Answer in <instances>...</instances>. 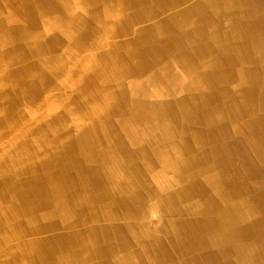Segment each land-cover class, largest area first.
<instances>
[{
	"label": "crops",
	"instance_id": "1",
	"mask_svg": "<svg viewBox=\"0 0 264 264\" xmlns=\"http://www.w3.org/2000/svg\"><path fill=\"white\" fill-rule=\"evenodd\" d=\"M5 1L0 203L34 252L0 264H264V0Z\"/></svg>",
	"mask_w": 264,
	"mask_h": 264
},
{
	"label": "bare ground",
	"instance_id": "2",
	"mask_svg": "<svg viewBox=\"0 0 264 264\" xmlns=\"http://www.w3.org/2000/svg\"><path fill=\"white\" fill-rule=\"evenodd\" d=\"M141 1V0H140ZM139 1V2H140ZM219 1V0H218ZM11 2V3H10ZM215 2H217V1H215ZM186 3V2H185ZM213 3V2H212ZM11 4V5H10ZM27 3H26V0H24L23 1V6L24 5H26ZM140 4V3H139ZM5 5L6 6H8V5H10V8H14V7H16L15 6V3L12 1V0H8V1H5ZM125 5V4H124ZM194 5V4H193ZM192 5V6H193ZM197 5V4H196ZM195 5V6H196ZM217 6V5H216ZM215 6V7H216ZM221 6H223V5H221ZM165 7V6H164ZM185 7V6H184ZM183 7V8H184ZM18 8V7H17ZM152 9H154V8H152ZM155 10V9H154ZM185 10V9H184ZM161 12V11H160ZM169 12V11H168ZM171 12V11H170ZM168 14V13H167ZM11 16V18H9ZM166 16V15H165ZM242 16V15H241ZM31 17V15L30 14H26V13H8V15H7V18H4L5 20H3L4 22H5V24L7 25V26H10L11 27V25H15L16 23L18 24H24V23H28L27 21L29 20V18ZM217 18V17H216ZM235 18V17H234ZM178 19V18H177ZM238 19H240V18H238ZM246 19V18H245ZM155 20V19H154ZM158 20V19H157ZM237 20V19H236ZM1 21V20H0ZM161 22V21H160ZM162 22H164V21H162ZM2 26V25H1ZM3 27V26H2ZM26 33L25 32H23V37H25L26 38ZM17 37V36H16ZM18 38V37H17ZM217 38V37H216ZM14 41V40H13ZM18 41V40H17ZM127 46V45H126ZM156 46H158V45H156ZM5 48V47H4ZM14 54V50H8V51H6V54L5 55H7V56H9V55H13ZM127 60V59H126ZM119 61V60H118ZM1 62V61H0ZM10 62H12V63H16L17 62V60H12V61H10ZM2 64H4L3 62H1ZM20 63V62H19ZM18 63H16V65H14V66H17V68H18V66L20 65V67H22V69H24V71L22 70V77L23 78H30V77H32L33 75L31 74L35 69H36V67H34L33 66V64H32V61L29 59V61L27 62V63H21V64H19V65H17ZM14 66H12L11 68H6V72H7V74H5L6 76H4L5 78V85L6 86H8V89H6V94L7 95H9L10 97H12V87L10 88V86H12V85H14V80H13V78H11L10 77V72H11V70H12V68L14 67ZM16 68V69H17ZM40 68V67H39ZM38 68V69H39ZM14 69H15V67H14ZM2 70V69H1ZM94 71V70H93ZM121 71V70H120ZM96 72V71H95ZM128 72V71H127ZM48 74V73H47ZM118 74H120V73H118ZM17 75V74H16ZM122 75H120V77H121ZM99 78V77H98ZM102 78V77H101ZM135 78V77H134ZM21 79V78H20ZM51 79V78H50ZM49 79V80H50ZM122 79V78H121ZM25 80V79H24ZM247 80V79H246ZM26 81V80H25ZM122 81V80H121ZM147 81H148V79H147ZM146 81V82H147ZM29 82H31V81H29ZM35 82V81H34ZM107 82V81H106ZM136 82V81H135ZM140 82V81H139ZM32 83V82H31ZM134 83V82H133ZM30 84V83H29ZM156 84H157V82H156ZM20 85H23L21 82H20ZM38 86H39V84H37ZM44 85V84H43ZM135 85V84H134ZM158 85H160V83L158 84ZM157 85V86H158ZM132 86H133V84H132ZM2 87V86H1ZM19 87V86H18ZM33 87V86H32ZM3 88V87H2ZM36 88V87H35ZM39 88V87H38ZM133 88H134V86H133ZM23 89V88H22ZM134 90V89H133ZM32 91V90H31ZM35 91V90H34ZM101 91V90H100ZM148 91V90H147ZM146 91V92H147ZM28 92V91H27ZM130 92H132V91H130ZM4 93V92H3ZM30 93V92H29ZM38 93V92H37ZM44 93V92H43ZM145 93V92H144ZM157 93V92H156ZM254 93V92H253ZM102 94V93H101ZM14 95V94H13ZM33 95V94H32ZM98 95V94H97ZM254 95V94H253ZM30 96H31V94H30ZM158 96V95H157ZM9 97V98H10ZM73 97V96H72ZM96 97V96H95ZM143 97V96H142ZM9 98L7 99V100H9ZM93 97H91V99H92ZM97 98V97H96ZM72 99V98H71ZM90 99V98H89ZM120 99V98H119ZM254 99V98H253ZM252 99V100H253ZM43 100V99H42ZM76 100V99H75ZM95 100V99H94ZM100 100V99H99ZM1 101H2V99H1ZM33 101V100H32ZM40 101H41V99H40ZM42 102V101H41ZM81 102V101H80ZM3 103V102H2ZM43 103V102H42ZM104 103V102H103ZM44 104V103H43ZM8 106V105H7ZM43 106V105H42ZM250 107H256V106H250ZM121 108V107H120ZM137 108V107H136ZM140 108V107H139ZM246 108V107H245ZM257 108V107H256ZM96 109V108H95ZM99 110H101V109H99ZM138 110V109H137ZM240 110V109H239ZM96 111V110H95ZM122 111H123V109H122ZM133 111V110H132ZM254 111V110H253ZM48 112V111H47ZM217 112V111H216ZM255 112V111H254ZM120 113V112H119ZM215 113V112H214ZM59 114V113H58ZM151 114V113H150ZM44 115V114H43ZM55 115V114H54ZM90 115V114H89ZM95 115V114H94ZM153 115V114H152ZM6 116V115H5ZM163 116V115H162ZM35 117V116H34ZM235 117V116H234ZM32 118H33V116H32ZM112 118V117H111ZM115 118V117H114ZM119 118V117H118ZM250 118V117H249ZM109 119V118H108ZM121 119V118H120ZM38 120V119H37ZM40 120V119H39ZM74 120V119H73ZM101 120V119H100ZM127 120V119H126ZM219 120H220V118H219ZM75 122V121H74ZM118 122V121H117ZM222 122V121H221ZM29 123V122H28ZM27 123V124H28ZM35 123V122H34ZM44 123V122H43ZM49 123V122H48ZM130 123V122H129ZM26 124V123H25ZM24 124V125H25ZM63 124V123H62ZM72 124V123H71ZM70 124V125H71ZM126 124V123H125ZM107 125V124H106ZM145 125V124H144ZM31 126V125H30ZM39 126V125H38ZM141 126V125H140ZM139 126V127H140ZM165 126V125H164ZM112 127V126H111ZM22 128V127H21ZM62 128V127H61ZM64 128V127H63ZM240 128V127H239ZM38 129V128H37ZM169 129V128H168ZM215 129V128H214ZM243 129V128H242ZM10 129L9 128H7V131H9ZM140 130V129H139ZM236 130H237V128H236ZM22 131V130H21ZM130 131V130H129ZM165 131V130H164ZM32 132V131H31ZM42 132V131H41ZM76 132V131H75ZM135 132H137V131H135ZM134 132V133H135ZM145 132H146V130H145ZM234 132V131H233ZM238 132V131H237ZM20 133V132H19ZM211 133V132H210ZM235 133V132H234ZM240 133H242V132H240ZM29 134V133H28ZM81 134V133H80ZM154 134V133H153ZM43 135V134H42ZM78 135V134H77ZM138 135H139V133H138ZM162 135H164V134H162ZM218 135V134H217ZM222 135V134H221ZM242 135V134H241ZM25 136V135H24ZM136 136V135H135ZM46 137V136H45ZM83 137V136H82ZM34 138V137H33ZM141 138V137H140ZM243 138V137H242ZM47 139V138H46ZM92 139V138H91ZM104 139V138H103ZM86 140V139H85ZM139 140V139H138ZM137 140V141H138ZM30 141V140H29ZM42 141V140H41ZM90 141V140H89ZM242 141V140H241ZM51 142V141H50ZM57 142V141H56ZM125 142V141H124ZM141 142V141H140ZM148 142V141H147ZM31 143V142H30ZM44 143V142H43ZM79 143V142H78ZM89 143V142H88ZM240 143V142H239ZM256 143V142H255ZM33 144V143H32ZM41 144V143H40ZM87 144V143H86ZM113 144V143H112ZM207 144V143H206ZM50 145V144H49ZM57 145H58V143H57ZM114 145V144H113ZM16 146V145H15ZM39 146V145H38ZM47 146V145H46ZM53 146V145H52ZM79 146V145H78ZM158 146V145H157ZM41 147V146H40ZM64 147V146H63ZM116 147V146H115ZM127 147V146H126ZM203 147H205V146H203ZM241 147V146H240ZM60 148V147H59ZM89 148V147H88ZM211 148V147H210ZM217 148V147H216ZM224 148V147H223ZM12 149V148H11ZM33 149V148H32ZM61 149V148H60ZM116 149H118V148H116ZM115 149V150H116ZM123 149V148H122ZM58 150V149H57ZM79 150H81V148L79 149ZM84 150V149H83ZM103 150V149H102ZM121 150V149H120ZM132 150H134V149H132ZM163 150V149H162ZM35 151V150H34ZM96 151V150H95ZM159 151V150H158ZM164 151V150H163ZM211 151V150H210ZM214 151V150H213ZM5 152V151H4ZM8 152V151H7ZM54 152V151H53ZM52 152V153H53ZM57 152V151H56ZM62 152V151H61ZM120 152V151H119ZM137 152V151H136ZM155 152V151H154ZM215 152V151H214ZM6 153V152H5ZM55 153V152H54ZM97 153V152H96ZM129 153H130V151H129ZM135 153V152H134ZM245 153V152H244ZM16 154V153H15ZM38 154V153H37ZM99 154H100V151H99ZM248 154V153H247ZM36 155V154H35ZM118 155V154H117ZM122 155V157H123V154H121ZM124 155H125V153H124ZM130 155V154H129ZM29 156V155H28ZM53 156V155H52ZM101 156V155H100ZM24 157V156H23ZM41 157V156H40ZM128 157V156H127ZM254 157V156H253ZM43 158V157H42ZM58 158V157H57ZM74 158V157H73ZM130 158H132V157H130ZM129 158V159H130ZM226 158V157H225ZM243 158V157H242ZM48 159V158H47ZM118 159H120V158H118ZM246 159V158H245ZM252 159V158H251ZM254 159V158H253ZM103 160V159H102ZM126 160V159H125ZM227 160V159H226ZM5 161V160H4ZM45 161V160H44ZM106 161V160H105ZM114 161V160H113ZM124 161V160H123ZM109 162V161H108ZM4 162L2 161L0 164H3ZM10 163V162H9ZM15 163V162H14ZM23 163V162H22ZM27 163H28V161H27ZM32 163H33V160H32ZM125 163V162H124ZM31 164V163H30ZM66 164V163H65ZM100 164V163H99ZM109 164V163H108ZM252 164V163H251ZM259 164H262V163H259ZM33 165V164H32ZM35 165V164H34ZM63 165V164H62ZM106 165V164H105ZM11 166V165H10ZM20 166V165H19ZM29 166V165H28ZM49 166V165H48ZM128 166V165H127ZM68 167V166H67ZM16 168V167H15ZM27 168V167H26ZM255 168V167H254ZM260 168V167H259ZM12 169H13V167H12ZM20 169V168H19ZM29 169V168H28ZM27 169V170H28ZM36 169V168H35ZM34 169V170H35ZM4 170V169H3ZM52 170V169H51ZM93 170V169H92ZM10 171V170H9ZM16 171H18V170H16ZM38 171V170H37ZM55 171V170H54ZM261 171V170H260ZM11 172V171H10ZM31 172V171H30ZM39 172V171H38ZM89 172V171H88ZM92 172V171H91ZM32 173V172H31ZM34 173V172H33ZM84 173V172H83ZM223 173V172H222ZM224 174V173H223ZM228 174V173H227ZM18 175V174H17ZM101 175V174H100ZM235 175V174H234ZM24 176H26L25 174H24ZM60 176V175H59ZM129 176V175H128ZM197 176V175H196ZM228 176V175H227ZM223 177V176H222ZM236 177V176H235ZM241 177V176H240ZM224 178V177H223ZM247 178V177H246ZM229 179V178H228ZM242 179V178H241ZM88 180V179H87ZM125 180V179H124ZM8 181H10V182H16V181H21V179L18 177V176H16V177H13L12 178V176H8V178L7 179H5V178H3L2 177V174H0V183L2 182V186L3 185H8ZM62 181V180H61ZM78 181V180H77ZM215 181V180H214ZM236 181V180H235ZM240 182V181H239ZM103 183V182H102ZM222 183V182H221ZM61 184V183H60ZM86 184V183H85ZM18 185V184H17ZM52 185V184H51ZM64 185V184H63ZM235 185V184H234ZM39 186V185H38ZM227 186V185H226ZM225 186V187H226ZM21 187V186H20ZM145 187V186H144ZM3 188V191L2 192H0V196H3V197H6V192H7V190L8 189H5L4 187H2ZM66 188V187H65ZM61 189V188H60ZM109 189H111V188H109ZM198 189V188H197ZM48 190V189H47ZM52 190V189H51ZM119 190V189H118ZM123 190V189H122ZM148 190V189H147ZM256 190V189H255ZM66 191V190H65ZM64 191V192H65ZM116 191V190H115ZM171 191V190H170ZM211 191V190H210ZM209 191V192H210ZM49 192V191H48ZM63 192V191H62ZM209 192H207L208 194H209ZM172 193V192H171ZM170 193V194H171ZM158 194H159V192H158ZM157 194V195H158ZM164 194V193H163ZM239 194V193H238ZM14 195V194H13ZM112 195V194H111ZM146 195V194H145ZM242 195V194H241ZM260 195V194H259ZM60 196V195H59ZM69 196H70V194H69ZM195 196V195H194ZM212 196V195H211ZM232 196V195H231ZM236 196V195H235ZM235 196H233V197H235ZM238 196V195H237ZM247 196V195H246ZM55 197V196H54ZM82 197V196H81ZM191 197V196H190ZM198 197V196H197ZM205 197V196H204ZM262 197V196H261ZM66 198V197H65ZM239 198V197H238ZM242 198V197H241ZM63 199V198H62ZM136 199V198H135ZM259 199V198H258ZM2 200V199H1ZM0 200V201H1ZM3 200L5 201V202H3V203H7L8 202V200H6V199H4L3 198ZM55 200V199H54ZM77 200V199H76ZM123 200V199H122ZM233 200V199H232ZM239 200V199H238ZM246 200V199H245ZM131 201H132V199H131ZM174 201V200H173ZM244 201V200H243ZM248 202H249V199L247 200ZM55 202H56V200H55ZM123 202V201H122ZM224 202V201H223ZM247 202V203H248ZM1 204L0 203V210L2 211L1 213H0V248H8L9 246H10V244H11V240H14V243H12V244H17V245H15L16 247H19V248H23V250H21V252H20V255L22 256V259H27V257H32V254H33V252H34V247L32 248V247H28L27 249H26V246H27V244L28 243H24L23 245L22 244H20V239L19 238H22V233H23V235H25V233L24 232H21V230L19 229L20 227H19V225H18V227H17V224H19L18 223V221H16V220H12V219H9V218H7L6 217V215H4L3 213L4 212H8V213H11V212H13L15 209H16V207H15V205H13L11 202H9V204ZM214 203V202H213ZM220 203V202H219ZM244 203V202H243ZM82 204V203H81ZM121 205H123V204H121ZM242 205V204H241ZM81 206V205H80ZM215 206L217 207V205L215 204ZM247 206V205H246ZM181 207V206H180ZM52 208H54V207H52ZM87 208V207H86ZM109 208V207H108ZM118 208V207H117ZM244 208V207H243ZM20 209V208H19ZM45 209V208H44ZM55 209V208H54ZM100 209V208H99ZM121 209V208H120ZM241 209V208H240ZM49 210V209H48ZM67 210V209H66ZM120 211V210H119ZM172 211V210H171ZM264 211V210H263ZM15 212V211H14ZM14 212H13V214H14ZM106 212V211H105ZM123 212V211H122ZM128 212V211H127ZM134 212V211H133ZM190 212V211H189ZM56 213V212H55ZM126 213V212H125ZM136 213V212H135ZM171 213V212H170ZM173 214H174V212H172ZM171 213V214H172ZM202 213V212H201ZM246 213V212H245ZM22 214V213H21ZM50 214V213H49ZM69 214V213H68ZM137 214V213H136ZM171 214H169V215H171ZM190 214V213H189ZM211 214V213H210ZM244 214V213H243ZM255 214V213H254ZM262 214V213H261ZM10 215V214H9ZM25 215V214H24ZM46 215V214H45ZM57 215H58V213H57ZM200 215V214H199ZM240 215V214H239ZM248 215V214H247ZM246 215V216H247ZM33 216V215H32ZM41 216V215H40ZM69 216V215H68ZM218 216V215H217ZM13 217V216H12ZM27 218V217H26ZM30 218V217H29ZM68 218V217H67ZM122 218H123V216H122ZM146 218V217H145ZM171 218V217H170ZM256 218V217H255ZM16 219V218H15ZM35 219V218H34ZM43 219V218H42ZM168 219V218H167ZM210 219V218H209ZM148 220H150V219H148ZM236 220V219H235ZM29 221H31V220H29ZM56 221V220H55ZM161 221V220H160ZM260 221V220H259ZM23 222V221H22ZM58 222V221H57ZM169 222V221H168ZM204 222V221H203ZM211 221H209V223H210ZM234 222V221H233ZM42 223V222H41ZM126 223V222H125ZM158 223V222H157ZM52 224V223H51ZM186 224V223H185ZM187 224H188V222H187ZM253 224H254V222H253ZM56 225V224H55ZM112 225V224H111ZM155 226V225H154ZM35 227V226H34ZM33 227V228H34ZM126 227V226H125ZM5 228L7 229L6 230V232L8 233V234H10V235H4L3 233H5L4 232V230H5ZM138 228V227H137ZM159 228V227H158ZM188 228V227H187ZM254 228V227H253ZM31 229V228H30ZM47 229V228H46ZM58 229V228H57ZM195 229V228H194ZM264 229V228H263ZM24 230V229H23ZM35 230V229H34ZM45 230V229H44ZM184 230V229H183ZM227 230V229H226ZM256 230V229H255ZM26 231V230H25ZM29 231V230H28ZM36 231V230H35ZM59 231V230H58ZM140 231H141V229H140ZM139 231V232H140ZM144 231H146V230H144ZM236 231V230H235ZM55 232V231H54ZM107 232V231H106ZM111 232V231H110ZM142 232V231H141ZM194 232V231H193ZM215 232V231H214ZM255 232V231H254ZM88 233V232H87ZM90 233V232H89ZM92 233V232H91ZM94 233V232H93ZM128 233V232H127ZM157 233V232H156ZM160 233V232H159ZM163 233V232H162ZM183 233V232H182ZM196 233V232H195ZM199 233H200V231H199ZM205 233V232H204ZM187 234V233H186ZM185 234V235H186ZM256 234V233H255ZM29 235V234H28ZM111 235V234H110ZM123 235V234H122ZM167 235V234H166ZM223 235V234H222ZM40 236V235H39ZM58 236V235H57ZM139 236V235H138ZM193 236V235H192ZM226 236V235H225ZM24 237V236H23ZM107 237V236H106ZM110 237V236H109ZM189 237H191V236H189ZM206 237V236H205ZM214 237V236H213ZM32 238V237H31ZM102 238V237H101ZM232 238V237H231ZM19 239V242H17V240ZM34 239V238H33ZM39 239V238H38ZM57 239V238H56ZM108 239V238H107ZM132 239V238H131ZM225 239V238H224ZM45 240V239H44ZM74 240H75V238H74ZM95 240V239H94ZM201 240V239H200ZM208 240V239H207ZM29 241H31V239L30 240H28V241H26V242H29ZM54 241V240H53ZM108 241V240H107ZM209 241V240H208ZM221 241V240H220ZM22 242V241H21ZM37 242V241H36ZM105 242V241H104ZM149 242V241H148ZM176 242V241H175ZM224 242V241H223ZM261 242V241H260ZM89 243V242H88ZM190 243V242H189ZM217 243V242H216ZM263 243V242H262ZM57 244V243H56ZM55 244V245H56ZM168 244V243H167ZM95 245H96V243H95ZM157 245V244H156ZM242 245V244H241ZM59 246V245H58ZM191 246V245H190ZM37 247H39V246H37ZM46 248V247H45ZM50 248V247H49ZM96 248V247H95ZM98 248V247H97ZM165 248V247H164ZM225 248V247H224ZM59 249V248H58ZM61 249V248H60ZM92 249V248H91ZM157 249H158V247H157ZM20 250V249H19ZM49 250V249H48ZM126 250V249H125ZM161 250V249H160ZM159 250V251H160ZM23 251V252H22ZM50 251V250H49ZM66 251V250H65ZM101 251V250H100ZM165 252L167 251V250H164ZM250 251V250H249ZM253 251V250H252ZM257 251V250H256ZM63 252V251H62ZM103 252V251H102ZM215 252V251H214ZM17 253V252H16ZM97 253V252H96ZM257 253V252H256ZM115 254V253H114ZM54 255V254H53ZM53 255H52V257H53ZM96 255V254H95ZM153 255V254H152ZM42 256L43 255H41L39 252H38V254H37V256H36V259H35V261L36 262H39L41 259H42ZM65 256V255H64ZM97 256V255H96ZM120 256V255H119ZM176 256V255H175ZM218 256V255H217ZM248 256V255H247ZM252 256V255H251ZM30 257V258H31ZM44 257V256H43ZM60 257V256H59ZM69 257V256H68ZM83 257V256H82ZM115 257V256H114ZM258 257V256H257ZM260 257V256H259ZM30 258H28V263L29 264H31V261H33V260H31ZM47 258H49V257H47ZM159 258V257H158ZM163 258V257H162ZM252 258V257H251ZM66 259V258H65ZM115 259V258H114ZM200 259V258H199ZM217 259V258H216ZM220 259V258H219ZM260 259V258H259ZM116 260V259H115ZM238 260V259H237ZM113 261V260H112ZM169 261V260H168ZM167 261V262H168ZM260 261V260H259ZM24 262V261H23ZM115 263H116V261H114ZM149 262V261H148ZM7 263V262H6ZM25 263V262H24ZM35 263V262H34ZM131 263V262H130ZM147 263V262H146ZM192 263V262H191ZM262 263V262H261ZM11 264V263H10ZM185 264H187V262L185 263Z\"/></svg>",
	"mask_w": 264,
	"mask_h": 264
},
{
	"label": "rangeland",
	"instance_id": "3",
	"mask_svg": "<svg viewBox=\"0 0 264 264\" xmlns=\"http://www.w3.org/2000/svg\"><path fill=\"white\" fill-rule=\"evenodd\" d=\"M6 89H8V86H4L3 88H2V90H6ZM63 90L61 89V90H58V89H55L52 93H54V94H57V93H60V92H62ZM19 107H20V109L22 108L23 110L22 111H25L26 113H28V111H32L33 109H34V107L33 106H30V105H19ZM69 116H71L70 114H69ZM69 118V117H68ZM69 121H70V119H68ZM21 125H23L24 126V124L23 123H21ZM8 138H12V136L10 135V136H6L5 138H2L1 140H0V145H4L5 143H6V141L8 140ZM1 153V152H0ZM152 218L154 219L155 218V216H152Z\"/></svg>",
	"mask_w": 264,
	"mask_h": 264
}]
</instances>
